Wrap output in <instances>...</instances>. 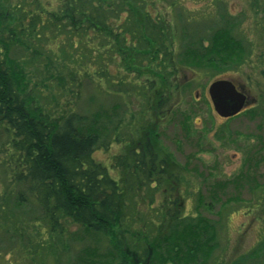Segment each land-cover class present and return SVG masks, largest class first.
<instances>
[{
  "label": "rangeland",
  "instance_id": "374dc122",
  "mask_svg": "<svg viewBox=\"0 0 264 264\" xmlns=\"http://www.w3.org/2000/svg\"><path fill=\"white\" fill-rule=\"evenodd\" d=\"M151 1L149 10L171 20L172 11L164 7L162 12L161 3ZM194 1L184 0L185 7L192 12L208 9L203 0ZM220 1L239 20L235 34L246 50L251 49L246 52L248 57L241 65L221 72L177 68L172 73L168 69L174 78L171 75L169 86L166 82L155 100L149 101L150 88L144 77L128 73L119 55V63H110V69L115 66L121 71L124 84L119 87L124 92L111 91L115 87L105 79L91 80L96 79L90 77L94 70L88 60L91 45L104 56L113 47L124 53L130 48L123 34L114 45L108 36L96 39L89 30L77 38L53 28L56 21L71 24L69 15L59 16L60 0H0V51L6 54L7 64L13 65L18 92L33 113L58 121L70 112L88 114L98 108L111 112L105 113L109 118L100 124L106 145L100 143L92 156L113 178L121 173L112 168L116 158L122 157V170L128 171L130 149L143 138L153 140V135H157L155 152L169 157L176 167L175 192L169 186L158 190L151 184L128 193L134 200L127 202L124 218L112 226V236H107L110 243L106 236L97 240L102 249L107 244L121 246V260L113 264H156L151 244L159 211L164 209L178 210L180 218L200 215L214 225L216 246L205 264H235L264 239V0H258L256 16L251 0ZM33 14L48 22L50 30L40 37L28 32ZM122 18L111 19V36L121 31ZM124 58L128 59L125 53ZM218 79L230 81L246 96L243 109L235 116L220 118L213 111L207 87ZM141 85L146 88L144 96H140ZM165 98L158 110V101ZM141 126L145 133H139ZM10 139L0 127V264H64L93 240L78 241L80 227L68 220H64L62 234L49 231L33 199L17 201L19 155ZM253 261L264 264V257Z\"/></svg>",
  "mask_w": 264,
  "mask_h": 264
},
{
  "label": "trees",
  "instance_id": "16d2710c",
  "mask_svg": "<svg viewBox=\"0 0 264 264\" xmlns=\"http://www.w3.org/2000/svg\"><path fill=\"white\" fill-rule=\"evenodd\" d=\"M203 1L208 9L192 12L185 7L184 0H155L153 4L161 3L162 12L164 7L168 8L167 12L172 11L171 20H164L160 17L161 12L149 10L151 0H60L62 10L59 16L69 15L71 24L56 21L53 28L75 34L77 38L89 30L96 39L108 36V42L113 45L123 34L130 48L124 52L128 59L115 47L104 56L94 44L91 45L92 57L88 60L94 70L90 77H96L91 80L105 79L115 87L111 91L124 92L119 87L124 84L119 76L121 71L115 68L119 55L128 73L144 77L150 88V98L147 97L151 101L170 81V76L174 78L172 73L177 68L193 73L221 72L241 65L248 57L246 52L251 49L246 50L235 34L239 20L228 14L223 1ZM250 4L256 16L258 0H251ZM121 13L128 18H122ZM121 18L124 19L121 31L111 36V19L121 21ZM47 24L41 15L33 14L27 23L29 35L40 37L44 30H50ZM110 63L115 65L112 70ZM13 68L7 64L6 54L2 55L0 51V127L9 133L11 147L19 155V169L15 175L17 201L22 203L27 198L33 199L40 209L41 219L48 223L49 231L62 234L64 220H68L80 227L76 233L78 241L93 240L84 244L75 252V257H70L64 264H113L120 261V245L118 248L107 244L102 249L98 244L100 240H97L112 236V226L124 218L123 209L129 200H134L128 193L147 189L151 184L158 190L169 186L175 192L178 180L175 165L169 157L155 152L157 135H153V140L143 138L130 149L132 164L128 171L122 170V157L116 158L112 168L121 173L113 178L108 168L92 156L100 143L106 145L101 125L111 112L101 108L88 114L70 112L58 121H50L40 113L36 115L18 92ZM144 86L141 85L142 90L139 87L140 96L145 95ZM165 101L166 98L158 101L156 108L160 110ZM143 127L139 133H145ZM114 141L118 142V139ZM170 205L176 206L175 202ZM160 206L163 207V203ZM155 212L158 214V210ZM179 215L176 209L159 211L160 221L151 244L156 264H205L216 246L214 225L200 215L195 218H180ZM106 242L110 243L108 238ZM262 256L264 239L256 248L239 257L235 264H255L253 260Z\"/></svg>",
  "mask_w": 264,
  "mask_h": 264
},
{
  "label": "water",
  "instance_id": "95a60500",
  "mask_svg": "<svg viewBox=\"0 0 264 264\" xmlns=\"http://www.w3.org/2000/svg\"><path fill=\"white\" fill-rule=\"evenodd\" d=\"M207 94L215 114L222 118L238 114L246 101V96L226 79L212 81L207 87Z\"/></svg>",
  "mask_w": 264,
  "mask_h": 264
}]
</instances>
